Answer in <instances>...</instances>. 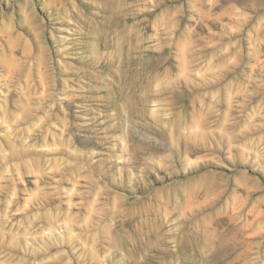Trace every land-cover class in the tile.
Returning <instances> with one entry per match:
<instances>
[{
    "label": "rangeland",
    "instance_id": "374dc122",
    "mask_svg": "<svg viewBox=\"0 0 264 264\" xmlns=\"http://www.w3.org/2000/svg\"><path fill=\"white\" fill-rule=\"evenodd\" d=\"M0 264H264V0H0Z\"/></svg>",
    "mask_w": 264,
    "mask_h": 264
}]
</instances>
